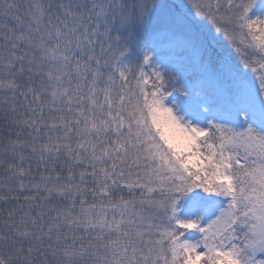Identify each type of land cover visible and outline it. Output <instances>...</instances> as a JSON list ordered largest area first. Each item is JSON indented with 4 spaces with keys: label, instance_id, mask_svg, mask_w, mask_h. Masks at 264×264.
<instances>
[{
    "label": "snow or ice",
    "instance_id": "snow-or-ice-1",
    "mask_svg": "<svg viewBox=\"0 0 264 264\" xmlns=\"http://www.w3.org/2000/svg\"><path fill=\"white\" fill-rule=\"evenodd\" d=\"M0 264H264V0H0Z\"/></svg>",
    "mask_w": 264,
    "mask_h": 264
}]
</instances>
